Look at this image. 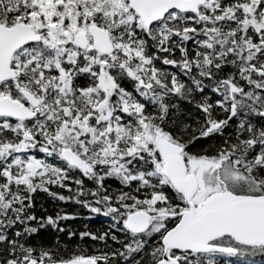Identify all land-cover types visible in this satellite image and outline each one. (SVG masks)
<instances>
[{
	"label": "snow or ice",
	"instance_id": "snow-or-ice-1",
	"mask_svg": "<svg viewBox=\"0 0 264 264\" xmlns=\"http://www.w3.org/2000/svg\"><path fill=\"white\" fill-rule=\"evenodd\" d=\"M0 264H264V0H0Z\"/></svg>",
	"mask_w": 264,
	"mask_h": 264
}]
</instances>
